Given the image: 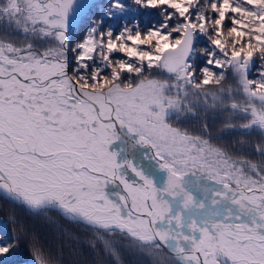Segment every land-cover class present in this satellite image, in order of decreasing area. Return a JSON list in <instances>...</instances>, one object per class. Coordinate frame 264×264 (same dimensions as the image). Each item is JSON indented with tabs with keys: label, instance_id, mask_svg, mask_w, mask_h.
<instances>
[{
	"label": "snow or ice",
	"instance_id": "snow-or-ice-1",
	"mask_svg": "<svg viewBox=\"0 0 264 264\" xmlns=\"http://www.w3.org/2000/svg\"><path fill=\"white\" fill-rule=\"evenodd\" d=\"M0 196L87 232L0 264H264V0H0Z\"/></svg>",
	"mask_w": 264,
	"mask_h": 264
},
{
	"label": "trees",
	"instance_id": "trees-1",
	"mask_svg": "<svg viewBox=\"0 0 264 264\" xmlns=\"http://www.w3.org/2000/svg\"><path fill=\"white\" fill-rule=\"evenodd\" d=\"M252 72H255V68L252 69ZM52 217H56V213L49 214ZM15 216L17 221H22L24 226L30 231L36 233L39 238L48 243L54 238L59 237V228L70 230L71 232L79 235L80 237H85L87 235L86 230L79 225H75L69 223L68 221L58 218L55 224L59 227L55 229L50 223H48L47 219L41 216H34L27 212L26 209L19 207L17 205L12 204L10 201L5 200L2 196H0V234L5 235L7 237L12 236V230L14 227H17V224H13L12 217ZM77 251L83 250L87 253V248L77 243L75 245ZM29 255V251L24 247L23 242L21 243L20 249L17 251L16 255L9 257L6 261V264H27V257ZM63 259L65 264H74V262L78 259L75 252L70 251L68 248L64 249ZM131 264H147V260L143 257L135 256L128 257Z\"/></svg>",
	"mask_w": 264,
	"mask_h": 264
},
{
	"label": "rangeland",
	"instance_id": "rangeland-1",
	"mask_svg": "<svg viewBox=\"0 0 264 264\" xmlns=\"http://www.w3.org/2000/svg\"><path fill=\"white\" fill-rule=\"evenodd\" d=\"M48 223H50L55 229H58L59 227L55 224V223H51V222H49V221H47ZM60 229H63L62 227L61 228H59V230Z\"/></svg>",
	"mask_w": 264,
	"mask_h": 264
},
{
	"label": "flooded vegetation",
	"instance_id": "flooded-vegetation-1",
	"mask_svg": "<svg viewBox=\"0 0 264 264\" xmlns=\"http://www.w3.org/2000/svg\"><path fill=\"white\" fill-rule=\"evenodd\" d=\"M227 138V137H226Z\"/></svg>",
	"mask_w": 264,
	"mask_h": 264
}]
</instances>
